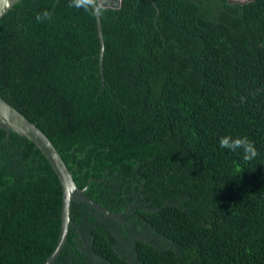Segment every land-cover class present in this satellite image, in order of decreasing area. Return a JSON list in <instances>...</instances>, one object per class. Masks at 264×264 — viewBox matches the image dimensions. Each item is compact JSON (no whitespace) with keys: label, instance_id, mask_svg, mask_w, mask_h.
Instances as JSON below:
<instances>
[{"label":"trees","instance_id":"obj_1","mask_svg":"<svg viewBox=\"0 0 264 264\" xmlns=\"http://www.w3.org/2000/svg\"><path fill=\"white\" fill-rule=\"evenodd\" d=\"M70 4L22 0L0 19V96L87 196L114 213L137 202L167 242L138 241L141 264H264V0L100 8L103 78L95 11ZM224 135L247 137L257 156L219 148ZM61 211L49 161L0 129V264H44ZM71 217L107 264H130L86 204L72 202ZM76 236L70 225L54 264H86Z\"/></svg>","mask_w":264,"mask_h":264},{"label":"water","instance_id":"obj_2","mask_svg":"<svg viewBox=\"0 0 264 264\" xmlns=\"http://www.w3.org/2000/svg\"><path fill=\"white\" fill-rule=\"evenodd\" d=\"M22 0H0V19L4 17L16 4ZM92 8L95 11L98 36L101 44L100 51V72L103 78V55L105 50L102 21L100 8L120 6L122 0L118 1V4L110 5V3L103 2L101 0H88ZM0 129L7 132V138L10 137L11 132L17 133L21 137L31 141L46 157L51 167L55 171L59 178L62 187V211H61V231L57 242V246L48 257L44 264H54L60 256L64 246L68 240L69 226H76L71 217V204L72 202L84 203L87 205L91 213L95 218L101 219H115L117 221H124L120 214L114 213L104 208L100 203L96 202L92 198L86 195V190L89 184L85 188L80 189L73 176L62 159L59 151L50 141V139L38 128L33 122L28 120L19 110L14 108L6 100L0 96ZM96 213V214H95Z\"/></svg>","mask_w":264,"mask_h":264},{"label":"flooded vegetation","instance_id":"obj_3","mask_svg":"<svg viewBox=\"0 0 264 264\" xmlns=\"http://www.w3.org/2000/svg\"><path fill=\"white\" fill-rule=\"evenodd\" d=\"M101 1L110 3V5H115L118 4L119 0ZM237 1L240 3H246L250 0ZM134 206H137V202L132 203V205L125 208L122 212L117 213L120 214L121 218L124 220L122 222L115 219L101 218H98L97 222L110 225L108 230L116 240L114 249L121 257H123L130 264H141L136 250L138 241L150 243L159 248L167 245V242L164 237L158 235L157 233H155V231L149 228L148 224L141 218L139 214H136L134 212L136 209L133 208ZM89 212L94 216V214L91 213L90 210ZM73 227L75 228V232L77 234V236L74 237L75 245L76 248L81 253H83V261H85L86 264H107V262L102 257H100L97 254L96 250L93 248L94 244L92 239L90 238V232L82 231L78 227V225ZM70 252L73 255L72 258H74L76 256V253L73 249H71ZM70 260L72 261V259ZM78 261L82 262L80 258H78Z\"/></svg>","mask_w":264,"mask_h":264},{"label":"clouds","instance_id":"obj_4","mask_svg":"<svg viewBox=\"0 0 264 264\" xmlns=\"http://www.w3.org/2000/svg\"><path fill=\"white\" fill-rule=\"evenodd\" d=\"M70 6L76 8H86L88 6V0H71ZM43 15L46 17L47 12H45ZM37 19L39 20L41 17L37 16ZM218 146L219 148L231 153L239 152L245 161L251 160L257 156V150L254 147V143L247 137L224 135L219 137Z\"/></svg>","mask_w":264,"mask_h":264},{"label":"rangeland","instance_id":"obj_5","mask_svg":"<svg viewBox=\"0 0 264 264\" xmlns=\"http://www.w3.org/2000/svg\"><path fill=\"white\" fill-rule=\"evenodd\" d=\"M240 1H246V0H240Z\"/></svg>","mask_w":264,"mask_h":264}]
</instances>
